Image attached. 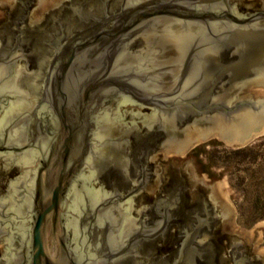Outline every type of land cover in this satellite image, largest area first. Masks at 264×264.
<instances>
[{"label": "water", "instance_id": "obj_1", "mask_svg": "<svg viewBox=\"0 0 264 264\" xmlns=\"http://www.w3.org/2000/svg\"><path fill=\"white\" fill-rule=\"evenodd\" d=\"M15 1L0 0V23ZM61 1L34 0L26 21ZM109 1L73 8L78 33L72 26L52 37L30 92L16 56L25 52L22 26L12 49L0 45V159L20 172L15 201L0 213L5 264H131L172 219L163 199L155 226L137 222L134 205L158 155L183 157L213 137L244 146L264 133V100L243 96L264 89V0H243L254 12L238 10L241 0ZM138 134L159 139L142 166L132 158L143 156L132 148ZM180 164L212 188L226 230L264 264L210 182L193 163ZM110 169L133 186L111 192L101 181ZM201 226L182 235L193 241ZM196 256L183 248L173 264H196Z\"/></svg>", "mask_w": 264, "mask_h": 264}, {"label": "flooded vegetation", "instance_id": "obj_2", "mask_svg": "<svg viewBox=\"0 0 264 264\" xmlns=\"http://www.w3.org/2000/svg\"><path fill=\"white\" fill-rule=\"evenodd\" d=\"M244 1L241 0L235 7L242 12H248V9H252L251 12L256 11L247 6ZM33 3L34 0H16L12 7L4 9L3 21L0 23V45L9 49L14 47V35L17 32L15 26H22L23 35L20 38L19 46L25 52H20L16 56L24 57L20 62L26 64L29 69L28 76L26 74L21 79L23 86L29 92L32 87L31 79L37 74L39 68L43 67V62L46 60L48 42L52 37L56 34L69 32L72 26L73 32L78 33L80 23L73 14V8H88L90 6L97 8L99 0H63L35 24L29 22V17L32 14L29 9L32 8ZM113 3V0L109 1L110 6ZM27 19L29 21H26ZM130 138H132L133 150L140 149L143 153L142 157L134 155L132 158L140 166L147 164L146 158L149 154L155 153L159 139L143 134ZM169 158L171 157L164 159L162 155H158L156 158L158 162L153 170L154 179L147 181L145 190L137 197L134 206L138 210L136 216L139 225L155 226L159 220L157 203L167 199L172 205L170 209L172 219L165 234L147 240L141 248V255L131 264H173L178 252L183 248L197 252L199 256L195 257L196 264H262L250 247L243 245L226 230V217H222L221 212L210 200L209 193L212 188L185 172L184 164L177 166V162ZM1 160L0 213L3 214L15 201L11 185L20 172L13 169L15 166L5 167V162ZM144 170H149L151 173L149 166L144 167ZM101 181L111 192L122 191L127 185H132L131 180L124 178L112 169L101 178ZM147 191L152 192L149 199L146 198ZM174 204L176 205L174 206ZM196 217H199L200 222ZM205 220L207 222H204ZM1 222H4L2 227ZM5 222L7 220H0V264H5L6 246L4 241L7 235L1 229ZM199 223H202V226L193 241L188 236L182 235L185 232H193L194 227ZM183 241L190 243L182 246Z\"/></svg>", "mask_w": 264, "mask_h": 264}, {"label": "rangeland", "instance_id": "obj_3", "mask_svg": "<svg viewBox=\"0 0 264 264\" xmlns=\"http://www.w3.org/2000/svg\"><path fill=\"white\" fill-rule=\"evenodd\" d=\"M243 96L264 100V89L251 87ZM167 157L195 165L201 179L230 206L233 227L264 256V133L244 146L213 137L183 157Z\"/></svg>", "mask_w": 264, "mask_h": 264}, {"label": "bare ground", "instance_id": "obj_4", "mask_svg": "<svg viewBox=\"0 0 264 264\" xmlns=\"http://www.w3.org/2000/svg\"><path fill=\"white\" fill-rule=\"evenodd\" d=\"M264 129H262L261 131H263Z\"/></svg>", "mask_w": 264, "mask_h": 264}]
</instances>
